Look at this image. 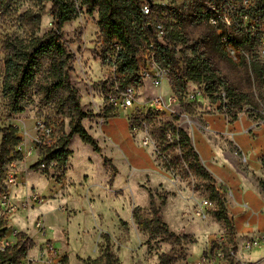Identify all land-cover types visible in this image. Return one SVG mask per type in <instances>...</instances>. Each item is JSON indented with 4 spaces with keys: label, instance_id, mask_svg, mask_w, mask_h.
<instances>
[{
    "label": "rangeland",
    "instance_id": "obj_1",
    "mask_svg": "<svg viewBox=\"0 0 264 264\" xmlns=\"http://www.w3.org/2000/svg\"><path fill=\"white\" fill-rule=\"evenodd\" d=\"M142 1L153 6V23H162L166 29V19L167 24L182 26L188 39L185 49L198 50L210 60L220 79L241 99L243 109L238 111L233 103L236 98L228 96L223 85L210 96L203 85L189 82L182 89L172 83L165 85V91L177 93L188 118H170L149 109L146 102L157 90L142 80L137 85L139 104L130 111L133 119H128L109 100L113 53L100 37L98 13L88 14L78 3L76 18L64 24L60 36L73 55L72 84L83 109L90 114L83 125L101 151L96 153L75 135L68 145L72 154L65 168L40 166L47 158L45 147L69 133L71 117L68 104L63 102L66 96L48 97L44 88L47 60L42 61L38 83L23 98L24 111L15 113L10 107L3 84L11 42L33 34L44 36L54 22L50 3L14 0L0 19V129L17 127L24 142V151L14 154L11 169L18 184L9 188L17 209L12 215L2 213L8 229L4 243H15L19 233L33 241L28 256L31 261L25 259L20 264H49L54 256L67 264H87L101 256L107 241L120 264H161L164 256L169 264H195L209 254L211 259L204 264H230L231 259L233 264H264V128L247 132L257 119L248 109L259 104L263 81L252 78L243 53L233 59L222 43L226 35L234 42L241 41L243 31L224 22L226 16L231 17L230 8L240 12L241 0ZM252 1L257 8L264 5V0ZM213 9L222 16L216 23L208 12ZM28 12L41 15L37 28ZM146 50L145 44L138 53L140 65L146 62ZM243 51L250 56L261 53L259 45ZM213 97L221 100L215 102ZM38 123L51 134L36 133ZM173 127L188 133L216 175L211 173L222 190L234 234L216 216L218 206L210 198L209 181L198 177L184 161L180 148L173 145ZM35 137L46 145H38ZM1 139L0 133V143ZM213 148L218 152L217 164L210 163ZM30 149L34 152L28 155ZM163 197L166 201L161 205ZM152 206L161 208L163 221L180 237L179 242L139 228L134 209L141 207L151 217ZM220 250L236 253L221 259L216 255Z\"/></svg>",
    "mask_w": 264,
    "mask_h": 264
},
{
    "label": "trees",
    "instance_id": "obj_2",
    "mask_svg": "<svg viewBox=\"0 0 264 264\" xmlns=\"http://www.w3.org/2000/svg\"><path fill=\"white\" fill-rule=\"evenodd\" d=\"M14 0H0V10L3 11L11 6ZM36 4L50 3V14L53 18V27L44 36L32 35L29 39L16 40L11 42L10 53L5 61V79L3 91L10 102L13 112L21 113L24 111L23 98L26 93L38 83V73L42 67V61L47 60V76L44 77L48 97L55 94L58 96L63 93L69 106L71 121L69 123L70 131L67 135L61 136L55 145L45 147L47 155L46 160L40 161V166L49 167L52 162L56 166L65 168L72 151L68 148L71 139L78 135L83 143L91 146L96 153H100L101 148L98 141L89 133L83 125V120L90 116L81 105V97L73 86L71 73L73 71L71 63L73 55L69 51L65 42L60 36V32L65 23L74 20L78 14V3L86 9L88 14L98 13V27L100 37L111 50L113 44L117 43L120 49L115 55V66L120 75L118 82L121 87L128 85H138L140 79L138 53L146 44L147 47L154 44L158 61L165 67L172 69L174 79L171 82L185 89L189 82L205 86V91L210 95L219 92L220 86H224L228 96L236 100L234 106L241 112L243 107L241 99L237 98L235 91L224 84L220 79L217 70L213 67L210 60L198 50L188 51L185 49L188 44L187 36L181 25L166 24L163 41L157 39L155 25L152 21L153 6L151 5V14L144 15L141 11L142 0H28ZM264 6V5H263ZM211 16L215 13L208 11ZM31 23L39 26L41 15L28 12ZM158 17L163 19L161 12ZM162 24V23H161ZM257 39L243 34L241 41H237L242 47L253 49ZM178 46L183 49L177 51ZM178 53L181 57H178ZM251 67L257 78L263 80L264 64L253 56ZM171 74V75H172ZM171 83V84H172ZM175 93V92H174ZM177 95V93H175ZM53 96V97H54ZM214 101L221 100L220 97H213ZM177 119V118H174ZM133 126V125H132ZM2 139L0 143V199L6 190L5 180L7 167L14 161L16 147L22 142L19 130L15 126L0 129ZM175 139L173 145L179 147L182 157L194 173L207 181V189L210 198L215 201L218 209L216 216L223 220L234 234L233 220L227 214L225 200L221 188L215 185V179L211 172L203 165L199 153L196 151L191 137L186 131L173 127ZM111 162V160H106ZM264 169V156L261 159ZM46 170V169H45ZM264 174V171H263ZM264 191V182L261 183ZM166 197H163L161 205H164ZM136 224L142 230L150 232L153 235H165L174 241L179 242L180 237L172 232L161 217V208H151V217L143 213L141 207H136L133 212ZM7 226L4 219H0V264H20L26 259L29 251L33 247V241L24 233L17 235V241L2 247L6 238ZM108 239V236H106ZM167 257L161 258V264H169ZM87 264H120L119 258L112 251L109 242L97 259H89ZM230 264H233L231 259Z\"/></svg>",
    "mask_w": 264,
    "mask_h": 264
},
{
    "label": "built area",
    "instance_id": "obj_3",
    "mask_svg": "<svg viewBox=\"0 0 264 264\" xmlns=\"http://www.w3.org/2000/svg\"><path fill=\"white\" fill-rule=\"evenodd\" d=\"M241 9L239 13H236L237 9L236 7L230 8L231 17L226 16L224 19V22L230 26L237 25L242 31L243 34L249 35L252 38L257 39V42L255 44L260 46L261 53H259V56H257V59L260 60L264 64V6L257 8L256 5L253 4L252 0H241ZM214 10V15L210 17L212 22H217V19H222L221 14L216 9ZM141 11L144 15H150L151 14V4L148 2H143ZM2 18V11L0 10V19ZM155 32L157 35V39L159 41H163V37L165 34V28L163 24L158 23L155 25ZM222 43L229 53V55L233 59H237L239 52L243 53V56L245 60L247 61L252 78L255 79L256 74L254 73L252 67H251V59L253 56H250L248 53L243 51V48L240 44H237V41L234 42L229 38L228 35L224 36L222 38ZM254 46V47H255ZM120 49L119 45L117 43L113 44L112 46V53L113 57L110 59V66L112 67L113 71V93L109 96V100L111 104H113L121 113H123L128 119H133V114H130L131 110H134L135 106L139 104V96L137 91L136 85H128L126 87H121L120 83L118 82V78L120 75L117 73L116 66L114 64L115 62V55L116 52ZM147 56H146V62L144 64L139 63V73L138 77L140 81L149 82L154 88H156L157 93L154 95L153 98L148 100L146 104L148 105L149 109H152L153 111H156L159 114L166 115L170 118H180V119H187L188 115L187 113L180 108V98L178 95H176L174 92L167 93L165 91V85L167 87L172 83L171 82V74L172 69L170 67L163 66L157 58L156 50L154 47V44H151L147 47ZM263 94L262 97L258 99L259 104L254 107H249L248 112L250 116H255L257 119L255 122H253V125L247 130V132H250L252 129L257 128L258 126H262L264 128V77H263ZM204 86V85H203ZM205 87V86H204ZM225 96V95H224ZM254 117V118H255ZM42 132L43 134H51L50 129H48L43 123H38V126H36V133ZM169 138H172L171 135H169ZM35 142L38 143V145L45 144L42 143L38 139V137H35ZM150 143L149 139H145V145H148ZM24 151V142H21L16 147V152H23ZM34 152V149H30L27 151L28 155H31ZM244 160H246L244 158ZM56 163L52 162L51 165H55ZM50 165V166H51ZM15 166L14 162L10 163L7 167V175L5 180L6 190L2 194L0 199V219H4L5 217L2 216V213L4 215H12L16 211V205L13 203L11 199V195L9 192V188L16 187L18 184L16 175L11 171V169ZM45 167V165H42ZM5 220V219H4ZM40 229H43L42 224H38ZM263 238V237H262ZM5 240V239H4ZM10 242L3 241L2 247L4 248L7 245H10ZM14 244V243H12ZM248 248L252 247V244L247 245ZM235 251L230 250L227 254L224 253V251L220 250L217 251V257L224 259L225 257L232 258L235 256ZM29 256V254H28ZM28 256L26 257V260L31 261ZM211 259V254L207 255V257H204L200 261H198L195 264H204L205 261H208ZM25 260V259H24ZM45 262V261H44ZM49 264H67L64 259L60 256L53 257L52 259H49Z\"/></svg>",
    "mask_w": 264,
    "mask_h": 264
},
{
    "label": "crops",
    "instance_id": "obj_4",
    "mask_svg": "<svg viewBox=\"0 0 264 264\" xmlns=\"http://www.w3.org/2000/svg\"><path fill=\"white\" fill-rule=\"evenodd\" d=\"M169 87V86H168ZM167 92V91H166ZM171 92V90H169V92H167V93H170ZM242 118V117H241ZM235 143V142H234ZM236 145V144H235ZM195 146V145H194ZM237 146V145H236ZM195 149H196V151L199 153V155H200V157H201V160H202V163L204 164V166L213 174V175H215L214 174V172H213V170H212V168L210 167V165H208V163L207 162H205L204 160H203V157H202V155H201V153L199 152V150L195 147ZM213 154H214V156L210 159L211 160V162L210 163H213V164H217L216 162H215V159H216V155H215V153H218L216 150H214V148H213ZM216 156V157H215ZM216 176V175H215ZM221 180V179H220ZM222 182H224L223 180H221ZM246 182V181H245ZM247 183V182H246ZM249 186H252V187H256V186H253V185H251V184H249Z\"/></svg>",
    "mask_w": 264,
    "mask_h": 264
}]
</instances>
